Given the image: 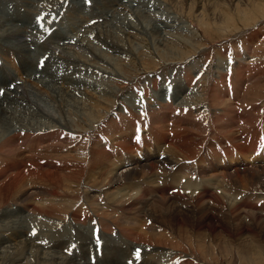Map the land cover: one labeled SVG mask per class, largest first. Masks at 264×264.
I'll return each mask as SVG.
<instances>
[{"label":"rangeland","instance_id":"obj_1","mask_svg":"<svg viewBox=\"0 0 264 264\" xmlns=\"http://www.w3.org/2000/svg\"><path fill=\"white\" fill-rule=\"evenodd\" d=\"M14 1L17 3L19 1L22 5L26 3L25 5L28 8L34 9V13H43L42 16L44 18L42 20H44L42 23H35L38 25L37 28L45 32L43 35L40 32L44 36V41H41L42 49L44 44L48 46L47 44L52 40L51 33H55L51 29L48 30L47 26L55 27L53 30H58L59 26V30L62 29L65 33L68 31V38L73 37L78 43L74 45L73 43L66 42L64 48L67 44L70 46L80 44L82 46L68 49L69 51L67 50V52L75 56L80 50V53L85 56L84 59L89 60L88 63L90 65L104 69V74L97 72L93 68H89L87 64L83 63H81L82 65L79 68L82 67V71L91 70L90 75L96 74V76L102 78V84L105 85L107 83L109 88H112L115 92L113 96L105 92L106 96L103 98L99 95L101 94L99 93L101 89L86 88L82 90L86 98H80L81 100H78L79 104L58 107L57 103L50 99L51 96L49 97L51 87L45 86L46 81L41 82L42 79L40 81L34 80L31 77L37 74L28 77L24 75L26 74L24 71H21L22 69L19 65L22 60L21 55L14 53L12 55L13 58H11L8 53H5V55L0 54L2 61H5V56L9 59V66L16 73V77H21L18 82L25 81V84L28 87L30 86V89H33L38 94L40 93L39 95H42L43 98L45 96L50 106L57 107L55 118L58 117L59 120L63 118L66 121H72L67 128L73 132L60 128H52L44 132L33 133L30 141L32 142L34 138H39L40 134H52L51 137L43 141L45 144L33 146L35 150L37 149L36 156L42 157L44 160L42 162L44 163L47 161L48 164H55L59 167V172H63L67 176L73 175L75 181H81L79 192L76 190L75 181L67 184V181L63 180V182H60V185H56L59 191L64 190L62 193L63 197L65 199L66 197L70 198L69 202L72 203L66 206L64 212L56 210L55 213H58L57 215L54 213L53 216L49 215L48 217L42 215L43 210L39 207H41V202L44 201V198L48 194L47 190L49 186L46 185L47 182H44L45 176L37 175L33 172L36 168L35 165L27 163V167H24V170L26 173L28 171L34 173L29 177L31 178L30 182H34L36 187L31 185L29 187L33 190L29 188L28 190L33 193L32 196H36V199H33L27 193V190H22L23 193L19 192L15 195L0 184V202H2L0 204V264H77L79 262L83 264H105V261L113 256L108 250L105 253L106 249L104 247L106 246L107 248L110 242H112V244L110 243L111 248L123 247V245L124 249L127 247L125 252L118 256L122 259L120 261L121 264H129V262L131 264H264V241H262L261 237V239H255V241L249 239V241L248 238L239 236L231 237L221 234H208L204 227L198 226L199 221H201V214L198 207L195 204L193 205L189 197V195L196 196L197 194L199 197L203 195V188H200V186L195 187L194 181H203L204 179L192 175V173H195V169L201 166L200 161L208 160L207 163L221 162V157H223V162H227L230 156L237 158L239 162L245 159L242 154H239L237 144L239 142L245 145L246 148H249L244 135H241L245 131L248 132L246 129H250V125L248 126L249 128L245 127V122L247 121L245 119L246 115L249 116L252 113L250 116H253L255 120L256 126L254 127L258 133L255 141L259 146L256 147L254 154L251 156L255 158L256 155H262L264 152V0H125V4L123 3L119 11L114 16H108L106 19L103 17L93 19V14L90 12L95 2L91 0L88 3L87 0H84L81 3L85 6L86 11L88 10L87 13L90 14L85 15V18L81 19L83 21L80 26L78 24L79 21L76 22L77 20L74 19L77 16L75 14L76 5L80 0ZM45 16L47 17L45 18ZM111 18L114 20H110ZM16 22L19 23L18 20ZM103 33L109 37L108 41H111L112 45L105 41ZM24 41L26 39L22 38V42ZM88 44L92 48L87 50L85 47ZM72 50H75L76 53ZM50 53L51 51L49 50L45 55H50ZM43 58L45 57L41 59L44 60ZM18 59L21 60L18 61ZM50 62L51 59L46 61L44 70L49 68L48 64ZM41 65H43V61L39 64V66ZM240 66L242 67L240 68ZM239 69L244 71L241 76L238 73ZM71 71L73 72V70ZM186 72L192 74V77H190L191 85L190 87L184 86L187 90L175 104L174 99L177 97L176 88L178 83L181 84ZM173 86H176L175 90H173ZM212 90L216 95H220L219 101L212 100L210 94ZM158 98H164L171 106L169 118L164 119V111L167 108L162 107L160 111L155 112L150 110L149 107L151 106L160 107V105L166 104L164 101H158ZM186 98L188 102L184 104ZM124 100L127 102L126 104ZM229 103L231 106L228 105ZM208 104L211 108L213 107L214 111L219 109L216 112H221V115L214 112V115L212 113L211 117H202L200 112ZM124 105L129 106L128 110L125 109ZM89 108L93 109L97 114L91 116ZM199 108L201 109L200 111ZM116 110L122 111L121 118H126L129 124L126 123L123 126L120 123L118 124L121 126L120 128L118 125L113 128L111 127V135L108 134L106 137V131L102 128L105 129L110 124H113L112 121H116V118H114L115 120L111 119L116 112H119ZM249 111L251 112L249 113ZM157 112L164 114V117L158 121H156ZM230 114L233 115L231 116ZM230 118H234L235 120L231 121L229 120ZM178 119H182L179 126L176 125V122L179 121ZM155 121L156 124H154ZM40 122L46 124L44 127L47 124H52L47 119H40ZM151 123L152 125H150ZM221 125L223 127L219 131L218 128ZM186 127L188 128V132L184 129ZM55 131H58L56 135L53 134ZM159 132L165 140L161 150L165 155V151L169 149L170 144L178 139L190 136L193 137V141H196L199 149L196 147L197 150L194 151L195 154L196 152L198 154L194 155L192 159H181L182 156L179 159L177 158L178 165L195 167L192 168V171L176 172L178 167L172 165H166L165 168L160 166V171H158L161 172L162 169H166V176L172 184V190L169 193L173 195L180 191L186 198L189 197L190 204L182 205L180 208L179 205L181 203L172 202V204L170 202L171 204L169 203L165 207L167 209L163 211L167 220L158 217L159 215L156 216L155 220L151 219L149 206L147 209L144 207L133 209L132 213L137 211L136 213L139 215L144 214L143 220L145 224H143L141 229L147 231L146 233L150 231L152 233V231L155 232L156 230L159 233L170 234V237H165L163 242H158L152 239L153 233H150L149 237H146V240L134 238L133 241L135 240L137 243L130 242L131 245L126 246L124 241L119 237L120 231L118 230V226L121 225L122 221L130 219L129 215L127 213L123 214L122 211H115L116 213H113L110 210H105L110 209L108 206L104 208L106 206L105 203L108 202L110 206L111 204L108 196L102 194L95 201L98 204H94V207L98 206L101 208L99 214L103 218L100 220L101 232L99 233V221L95 217V209L93 208V212L91 211L88 199H90L89 195L92 196L104 188L110 191V188L104 185L100 179L96 181L95 178L91 179L88 177L91 176L93 170L96 172L100 171L101 176L102 172L105 171V164L109 160L118 159L117 155L122 158L123 156L130 157L137 153L143 157V154L148 151V148L145 147L146 144L153 146L150 151L154 156L158 157L160 150H158L159 145L155 146V142L156 137L159 136ZM238 132H241V134ZM23 136L24 132L17 135L18 144L21 146L18 145L17 147L26 153L30 147L27 143H24ZM97 141L101 142L103 150L101 149L100 151L96 148L100 145H97L99 143ZM105 151L106 157L102 158L103 155L98 156L99 152L104 153ZM13 154L10 152L9 154H4L5 156L3 155V157L12 160L11 158L15 157ZM212 155H214L213 158H211ZM1 162L0 156V164ZM7 165H10V162H7ZM241 169L243 170L244 168L242 167ZM119 170L121 172L122 169ZM210 170L211 168L207 169L208 173L211 172ZM74 172L78 177L75 176L76 174H73ZM176 174H182V177H179L177 180L175 178ZM144 175L146 176H142L140 179L149 177L147 172ZM124 177L123 182L128 183V176ZM153 182L155 183V180ZM90 184L95 188H91ZM143 186L146 188L147 184L144 183ZM160 186L162 185L160 184ZM217 192L218 194L221 193L219 190ZM98 195L96 194V197ZM159 196H162V192L159 193ZM166 196L169 197L167 193ZM239 197L242 199L241 194ZM251 199L253 201L254 197ZM21 201L22 205H20ZM33 201L35 203L36 201H40V203H36V206L39 205L37 208L42 211L41 215L36 212L32 213V210L27 215L28 208L26 205L30 202L34 203ZM91 201V204H93V200ZM12 202H16L17 206H12ZM156 203L157 209L159 208V211L163 210L161 207L163 204L157 201ZM263 204L264 202H258L257 207L261 208ZM8 207H10L11 214L7 211L4 212ZM258 210V213L260 212L261 216H264V209ZM103 211L114 214L115 217L120 219V223L118 220H116L117 223L105 220ZM86 213L87 217H84ZM236 215L241 216L244 213H236ZM226 217H229V222L228 220H224L222 225L235 233L237 229L234 228L239 227V223L231 220L229 215ZM185 220L187 222L186 225ZM83 222H88V227L95 230L97 235L92 240L91 237L83 239L80 242L81 244L79 243V245L73 247V242L76 241L73 238L76 235L68 240L63 234H68L69 236L73 233L75 234V231H77L75 224L82 223L83 227L86 228L87 223ZM181 222L184 223L182 224ZM246 222L250 223L248 218ZM254 224L252 225L254 228H257L258 225L261 226L259 222H254ZM151 226L155 229L149 230L148 228ZM104 229H107V233L104 232ZM180 231H184V233ZM79 233L82 232L78 231L77 234ZM78 237L80 238V235ZM61 238H65L68 243H62ZM97 239H103L104 243L95 244ZM21 241L23 242L21 243ZM59 244L62 246L63 253H55L53 251L56 248L55 246ZM113 244L116 245L114 246ZM250 249L251 251H249ZM137 251L140 252L139 257L136 256ZM82 252L84 255L87 254V256L93 255L92 257H97V259L94 258L92 261L85 260Z\"/></svg>","mask_w":264,"mask_h":264},{"label":"bare ground","instance_id":"obj_2","mask_svg":"<svg viewBox=\"0 0 264 264\" xmlns=\"http://www.w3.org/2000/svg\"><path fill=\"white\" fill-rule=\"evenodd\" d=\"M83 1L84 0L79 1V3L76 5L77 9L75 10V12H76L75 14L78 17L76 16V17H74V19L77 20L76 22L79 21L78 22L79 26L82 24V21H83L81 19L85 18L84 16L87 14H90V13L93 14L92 15L93 19H95V18L98 19L99 17L100 18L103 17L106 19L108 16H110V17L114 16L119 11V8L122 7L123 3L125 2V0H102V1L94 0L95 5L92 7V11L90 9L91 12L89 11L90 13H87L88 10L86 11L85 6H83V4L81 3ZM23 4H24V2H23ZM25 4L22 5L19 3V1L17 3L16 1L13 2V0H5V1L0 0V54L5 55V53H8V54H10L11 58H13L12 55H14V53L21 55L22 60L18 59V61L21 60L19 63L20 68L22 69L21 71H24L26 73L24 75H26L28 77H31L33 74H37V75L31 77L34 80L36 79L37 81H40L42 79L41 82L46 81L45 86H47L49 88L51 87V89L49 91V93H50L49 97L51 96L50 99L53 100L55 103H57L58 107H61L62 105L68 106V105H77V103L79 104L78 100L80 101L81 100L80 98L84 97V93L82 92V90L86 89V88H93L94 90H96V89L100 90L101 89V91H99V93H101V94H99V95L103 98L106 96V93L108 95L113 96L115 91H113L112 88H109L107 83L105 85L102 84V82H103L102 78L96 76L95 73H94L95 75H90L92 72L91 70L82 71L83 68L82 67L79 68V67L82 65L81 63L87 64L89 66V68H93V69L97 70V72H101L103 74H104V69L97 68L94 65L93 66L90 65V63H88L89 60L84 59L85 56H84V54L80 53L79 49H78L79 51L77 52L78 55L76 54L75 56L73 54L71 55L70 53L67 52L68 49H73L77 46L81 47L82 45L77 44V46H73V45L70 46L67 44V46L64 48V45L66 44V42L67 43H73L74 45H76V43H78L77 40H75L73 37L68 38V36H69L67 34L68 31H67V33H65L62 29L59 30V26L57 28L58 30H56V29L53 30L55 27L47 26L48 30L51 29V31H55V33L54 34L51 33V36H52L51 39L52 40L50 39L51 41L49 42V44H47L48 46H45V44H44L43 49L41 48V45H42L41 41L42 40L44 41V36H42V35L45 32H42L39 28H37L38 25H36L35 23H37V17L44 18V16H42L43 13L42 14H40L39 12L34 13V9L28 8V6ZM36 14H38V15H36ZM109 14H111V15H109ZM117 15H116V17H117ZM46 17L47 16H45V18ZM16 20H18L19 23L16 22ZM110 20H114V19L111 18ZM53 24H54V22H53ZM74 24H75V22H74ZM54 26H56V25H54ZM45 27H43V28L45 29ZM64 28H66V27H64ZM74 30H76V29L74 28ZM40 32H42V35L40 34ZM106 36L107 35H105V41L108 44H111V41H108L109 37L108 36L106 37ZM36 37H38V38H36ZM39 37H41L40 38L41 40L39 39ZM22 38H25L26 41L22 42ZM39 41H40V43H39ZM61 42H63V43H61ZM118 46H120V45H118ZM85 48L88 50L89 48H92V47L90 46V44H88V46ZM49 50L51 51L50 55H45ZM58 51H60V52H58ZM72 51H75V50H72ZM56 53H59V54L56 55ZM75 53H76V51H75ZM96 55H97V53H96ZM42 57H45V58H43L44 60L41 59ZM4 59H5V61H2V59L0 58V156H1V160H2V162L0 164V184L2 186H4L5 189H8L11 193H13L15 195L19 192H22V190H27V193L32 196L33 193H31V191L29 192L28 188L30 189L29 186H31V185L36 187V185H34V182H30L31 178L29 176L30 175L32 176L33 172L36 173L37 175L45 176L44 182L45 183L47 182L50 185L46 183V185L49 186V189L47 190L48 194L44 198V201L41 202V204H40L41 207H39V208H41V210H43V212L37 208L39 205L36 206V203H40V201L39 202L36 201V203L33 201L35 204L30 202L29 204L26 205V207L28 208L27 209L28 210L27 215H28V212L30 213L32 210V213L36 212V213L41 215V212H42V215H44V216H47V217L49 215L53 216V214L56 212V210H58L60 212H62V211L64 212V210H66V206L68 204L72 203V202H69L70 198L66 197V199H65L63 197L62 193L64 192V190L59 191L57 189L58 186H56V185L57 184L60 185V182H63V180H66L67 184L73 183L75 181V178L71 174H70V176H67L66 174H63V172L62 173L59 172V167H57L55 164H48L47 161H45L46 163H44V162H42V160H43L42 157L36 156L37 149L35 150L34 149L35 147H33V146H35L36 144H38V145L45 144V142H43V141H45L47 138L51 137L52 134H40L39 138H34L32 142L30 141V138H31V136H33V133H35V132H44V131L50 130L52 128H60V129H65V130L71 131L70 129L67 128V126L69 124H71L72 121H66L63 118H62V120H59L58 117L55 118L56 117V113H55L56 111L55 110L57 107L50 106L48 104V100L45 99V96L43 98L42 95H39L40 93L38 94L33 89H30V86L28 87L27 84H25V81L21 82V83L18 82V80H20L21 77L20 78L16 77L17 76L16 73L9 66V63H8L9 59L6 58V56L4 57ZM48 59H51V62L48 64V67L50 69L46 68L44 70L45 63ZM41 60L43 61V65L39 66V64L42 62ZM244 62H246V61H244ZM36 66H37V68H36ZM42 66H44V67H42ZM241 67L242 66H240V68ZM70 68H72L71 70H73V72L70 70ZM101 70H103V71H101ZM243 72L244 71L242 69L238 70V73L240 76L242 75ZM193 76H195V75H193ZM223 76H221V77H223ZM190 77H192V74L190 72H186L185 77L182 78L181 84L178 83L177 88H176V86H173L174 90L176 88V94H177V97L174 99L175 104L181 98L182 94H184L185 91L187 90L186 87H184V86L190 87V85H191ZM238 78H240V77H238ZM219 79H221V78H219ZM2 91H3V93H2ZM247 91L249 92V90H247ZM213 92L214 91L212 90L210 93L212 100L219 101L220 95H218V94L216 95ZM199 93H197V94H199ZM206 96H207V94H206ZM84 98H86V97H84ZM229 99H231V98H229ZM159 100H161L160 102H163V101L166 102L164 98L163 99L158 98V101ZM53 101H52V103H53ZM124 102H125V104L127 103L125 100H124ZM186 102H188L187 98L185 99L184 104ZM227 102H229V101H227ZM217 103L220 104L221 100H220V103L219 102H217ZM208 105H206V108L200 112L202 117H204V116L211 117L212 113L214 115V112L219 110V109H217V110L215 109L216 111H214V109H212L213 107L211 108L210 105L209 106ZM228 105L231 106L230 103ZM124 107L126 110H128L129 106L127 107V105H124ZM162 107L167 108L164 111L165 117H164L163 113L157 112L156 121L162 119L163 117H164V119L169 118L168 115H171L169 113V109L171 110V106L166 102L165 105H162V106L160 105V107H157L155 105L149 107L152 112L160 111L162 109ZM89 110L88 111H89V114L91 116L93 114H95V115L97 114L94 112L93 109L89 108ZM200 110L201 109L199 108V111ZM116 111H119V110H116ZM227 111H229V110H227ZM250 112L251 111H249V113ZM216 113H218V112H216ZM219 113L221 115V112H219ZM219 113H218V115H219ZM121 114H122L121 110L119 112H116L114 114L113 118H111V119L116 118V121L114 122L111 120L113 122L112 125L110 124V126H108L105 129L102 128L103 130L106 131V133H105L106 137L108 134H110V128L111 127L113 128L114 126H116L120 123L123 126L126 123L129 124L128 123L129 121L126 118H124L123 116L122 117L124 120L121 118ZM240 115H242V114H240ZM243 115H245V114H243ZM250 115H252V113ZM250 115L245 116V119L247 120L245 122L246 123L245 127L249 128L248 126L250 125V129H246V130H248V132L245 131L242 134H241V132L240 133L238 132L239 134L244 135V137H245L244 139L246 141V144H247V142L249 144V148H246L245 145H243L239 142L237 144L239 154H242L245 157V159L242 162H239V160L237 158L230 156V157H228L227 162H223V160H222L223 157H221V162L215 161L212 163H207L208 160L207 161L206 160L200 161L201 166L198 167V169H195V173H192V175H196L198 178H202L204 180L203 181L202 180H199V181L195 180L194 181L195 183L194 182H192V183L195 184L194 185L195 187L200 186V188H203V191H202L203 195H201L199 197L196 194V196L189 195V197H190V200H192L193 205L195 204V206L198 207V210L201 214V221H199L198 226H200L202 228L204 227V229L207 230L206 232L208 234H218V235L221 234V235H228L231 237H236V236L238 237L239 236L242 238H248V240L252 239L253 241H255V239H261L262 238V241H264V216H261L260 212L258 213V211H259L258 209H260V211H261V209H264V204L261 208L257 207L258 202H264V152L262 153V155H256L255 154L256 155L255 158L253 156H251L254 154L256 147L259 145L255 141V137L258 134L257 130L254 127V126H256L255 120L253 119V116H250ZM217 118H218V116H217ZM40 119H43V120L47 119V121L49 120L50 122H52V124H47V126L44 127L46 124L41 123ZM242 119H244V118L242 117ZM178 120L179 121L176 122L177 126H179L182 119H178ZM229 120L233 121L235 119L230 118ZM156 121L154 124H156ZM44 122H46V121H44ZM150 125H152V123ZM238 125H240V124H238ZM118 127L120 128L121 126L118 125ZM222 127H223V125H221L218 128V130L220 131V129ZM184 129H186V131L188 132L187 127ZM235 129H236V127H235ZM236 130L239 131L238 128ZM22 132H24V136H23L24 143H27L28 146L30 147L26 153H24L23 150H22L23 151L22 152L21 149L17 147L19 145L17 135L21 134ZM57 132L58 131H55L53 134L56 135ZM71 132H73V131H71ZM249 133H251V134H249ZM226 135H228V134H226ZM97 142H99V141H97ZM164 142H165V140L163 139V136L159 132V136L156 137V142H155L156 143L155 146L159 145L158 150H160V151H159L158 157L156 155L154 156L150 151L153 146L146 144L145 147L148 148L147 149L148 151H147V153L143 154L144 158L142 157V155L140 156L137 153L133 154L130 157L123 156L122 158H120L117 155L118 159L109 160L105 164V171L102 172L101 176L99 173L100 171L96 172L95 170H93L92 174L89 172L91 174V176H89L88 178H91V179L95 178L96 181L98 179H100L104 185L109 186V188H110V191L106 190L105 188L103 190L102 189L99 190L98 193H95L92 195L93 199H92V196L89 195L90 199L93 200V204H91L92 201L90 199H88L89 204L91 206L90 209H91V211L93 208L95 209V212H96L95 217L99 221V224H98L99 225V227H98L99 233L101 232L100 220L103 218H101L100 214H99L101 211V208H99L98 206L94 207V204L97 203L95 201L97 200L98 197L100 198L102 196V194L108 196L109 202L111 204V206H110L108 204V202L105 203L106 206H104V208L107 206L110 207V209H105V210H107V211L110 210L113 213L115 211H118V212L122 211L123 214L127 213L129 215V218L132 219V220L127 219L125 221H122V223H124V224L122 225V223H121V225L118 226V230L120 231V233H119L120 236L118 234L117 235L124 241V244L126 246H130L131 245L130 242L137 243V242H135V240L133 241L134 238H140V240H143V239L146 240L147 239L146 237L147 236L149 237V234L151 233V231L146 233L147 231H144L143 229H141L143 224H145V221L143 220L144 214L139 215L138 213H136L137 211L132 213L133 209H135V208L138 209L140 207H144L147 209L149 206V211H150V214L152 216L151 219L155 220L157 218L156 216L159 215L158 217H162L165 220H167V217L164 215L165 212H163V211H164V209H167L165 207L170 202L171 203L172 202H179V204L181 203L179 205L180 208L182 207V205L190 204V201L188 199L189 197L186 198L185 195H183L180 191H178L177 193H175L173 195L169 193V191L172 190V184L168 181V178L166 176L167 175L166 169L161 168L162 171L161 172H158V171H160V168H159L160 166L165 168L166 165L177 166L178 168H177L176 172L192 171V168H195V167H191L188 165H178L177 158L179 159L180 156H182L181 159H184V158L185 159H192L194 155L198 154L197 152L195 154V151H194V150H197V148H198L196 141H193V137H190V136L178 139L175 142H172L170 144L169 149L165 151L166 155L163 152H161ZM97 145H99V146L96 147ZM97 145L95 146L96 148H98L100 151H101V149L103 150V146H102L101 142L97 143ZM121 145H122V143H121ZM93 148H94V145H93ZM191 151H194V152H191ZM10 152L12 154L14 153L13 155H15L16 158L14 157V158H11L12 160H9L8 158L3 157L4 154H9ZM94 153H96V152H94ZM160 153H161V159L162 160L160 159ZM100 155H103L102 158L106 157V155H107L106 151L104 153L99 152L98 156H100ZM92 157H93V155H92ZM213 157H214V155H212L211 158H213ZM102 158H101V160L103 161ZM7 162H10V165H7ZM27 163H30V164H33L36 166V168L33 170V172L28 171L26 173V171L24 170V167H27ZM242 167L244 168L243 170L241 169ZM208 168H211L210 173H208V171H207ZM119 169H122L121 172ZM230 170H232V171L230 172ZM146 172L148 173L149 177L140 179V177L146 176V175H144V174H146ZM77 173H78V171H77ZM73 174H76V173L74 172ZM97 174H99V176H97ZM75 176H77V174ZM94 176H96L97 179ZM124 176H128V179L126 178L128 183L123 182V180L125 178ZM179 177H182V174H180V175L176 174L175 175V178L177 180ZM226 179H227V182H226ZM153 180H155V183L153 182ZM140 181H142V182H140ZM75 182H76L75 183L76 190H78V192H79L81 189V188L79 189V186H81V183H80L81 181L76 180ZM144 183L147 184L146 188H144V186H143ZM160 184L163 187L160 186ZM192 185H191V187H192ZM25 187H26V189H25ZM93 187L94 186L91 185V188H93ZM197 189H199V188H197ZM30 190H33V189H30ZM217 190H219L221 193L218 194ZM133 192H135V193H133ZM161 192H162V196L160 197L159 193H161ZM166 193L169 195V197L166 196ZM96 194H99V195L96 197ZM240 194H241L242 199H240V197H239ZM35 197H36L35 195L32 196L33 199ZM252 197H254L253 201L251 199ZM7 200H8V198H7ZM30 200H32V199H30ZM156 201L163 204V205H161L163 210L159 211L158 210L159 208L157 209L158 206H157ZM1 203L2 202H0V204ZM15 203L12 202V206H15L16 205ZM20 205H22V201H21ZM172 206H175V205H172ZM9 208L10 207H8V209ZM8 209L6 208L4 210V212L7 211L8 213H10V209L9 210ZM53 209H55V210H53ZM67 209H68V207H67ZM112 209H113V211H112ZM37 210H39V211H37ZM139 211H140V209H139ZM165 211H167V210H165ZM236 213H240V214L244 213V215L239 216V215H236ZM228 215L230 216L231 220L237 221L239 223L238 224L239 227L237 226L238 228L237 227L234 228V229H237V231L235 233H233L228 228H226L225 226L222 225V222L224 220L225 221L228 220L229 217H226ZM84 217H87V213L84 215ZM103 217L105 220L113 221L115 223H117L116 220H118V222L120 220L117 217H115L114 214H110L109 212H104ZM247 218L249 219L250 223L246 222ZM179 220H180V218H179ZM75 221H77V220H75ZM161 221H162V219L160 220V223H161ZM182 221H183V219H182ZM28 222H29V220H28ZM228 222H229V220H228ZM254 222L255 223H258V222L261 223V226L258 225L259 227L257 226V228H254V226H252L254 224ZM83 223H87L86 228L83 227L82 223L75 224L76 230H77V231H75V234L73 233L70 236L68 234H63L65 236V238L68 240H70L72 237H74L76 235L73 238L74 240H76L73 242L74 246L79 245V243L82 242L83 239L91 237V240H92L93 237L95 235H97L95 230L88 227V222H83ZM186 223L187 222L185 220V225H186ZM148 229L150 230V229H155V228H152V226H151ZM78 231H81L82 233L77 234ZM184 231H180V232L184 233ZM104 232L107 233V229H104ZM204 232H205V230H204ZM152 233L151 234H152L153 238L152 237L151 238L158 241V242H163V240H165L164 239L165 237H167V238L170 237V234L168 235L167 233H165V234L159 233V232H156V230H155V232L152 231ZM166 234H167V236H166ZM79 235H80V238L78 237ZM67 236H68V238H67ZM65 238H61V242L66 244V243H68V241H66ZM91 240H89V241H91ZM108 240H110V239L108 238ZM22 242L23 241H21V243ZM69 243H71V242H69ZM96 243H104V240L103 239L102 240L97 239L95 244ZM110 243L112 244V242H110ZM110 243L107 245V248H106V246L104 247L106 249L105 253H107V250H108L109 253L113 254V256L108 258L105 261V264H121L120 261L122 259L118 256L121 253H124L125 250L127 249V247H126V249H124V245H123V247L111 248ZM243 244H246V243H243ZM247 244H249V243H247ZM113 245L115 246L116 244H113ZM137 246H138V244H137ZM146 246H147V244H146ZM55 247L56 248L53 249V251L55 253H57V252L63 253L61 244H59L58 246H55ZM149 248H151V247H149ZM240 248L243 249L242 247H240ZM192 250H193V248H192ZM155 251H156V249H155ZM249 251H251V249ZM261 251H263V250H261ZM82 256L85 257V260H89V261H92L94 258L97 259V257H92L93 255H90V256L89 255L87 256V254L84 255L83 252H82ZM74 262H76V261H74ZM68 263H70V261H68ZM103 263H104V261H103ZM77 264H83V263L79 262Z\"/></svg>","mask_w":264,"mask_h":264},{"label":"snow or ice","instance_id":"obj_3","mask_svg":"<svg viewBox=\"0 0 264 264\" xmlns=\"http://www.w3.org/2000/svg\"><path fill=\"white\" fill-rule=\"evenodd\" d=\"M87 2L90 3L91 0H87ZM37 23H38V24H41V23H42V18H41V17H37ZM173 90H174V89H173ZM73 247H75V246H73ZM136 256H137V257L140 256V252H139V251L136 252ZM129 264H131V262H129Z\"/></svg>","mask_w":264,"mask_h":264}]
</instances>
